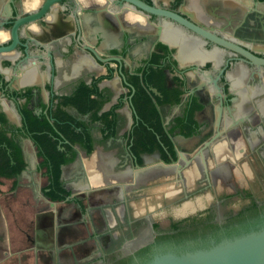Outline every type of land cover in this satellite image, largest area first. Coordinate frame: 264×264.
Returning <instances> with one entry per match:
<instances>
[{
  "label": "flooded vegetation",
  "instance_id": "af4514ba",
  "mask_svg": "<svg viewBox=\"0 0 264 264\" xmlns=\"http://www.w3.org/2000/svg\"><path fill=\"white\" fill-rule=\"evenodd\" d=\"M47 1L0 0V47ZM139 1L162 12L58 0L0 51V264H149L264 225V65L231 46L264 57V0Z\"/></svg>",
  "mask_w": 264,
  "mask_h": 264
},
{
  "label": "water",
  "instance_id": "95a60500",
  "mask_svg": "<svg viewBox=\"0 0 264 264\" xmlns=\"http://www.w3.org/2000/svg\"><path fill=\"white\" fill-rule=\"evenodd\" d=\"M58 0H48L42 7L41 11L36 14H29L19 19L13 27V42L8 46L0 47V51H11L18 43V27L22 23H28L39 19L46 12L48 6ZM142 8L153 13L162 11L147 5L139 0H132ZM185 24L198 30L199 32L218 40L220 43L229 46L227 43L217 39L213 35L201 30L191 22L173 15ZM234 50L240 51L247 58H250L257 64L264 65V57H258L247 49L231 45ZM230 46V47H231ZM149 264H264V225L257 230H252L238 236L225 238L222 241L208 247L182 253L166 252L155 256Z\"/></svg>",
  "mask_w": 264,
  "mask_h": 264
},
{
  "label": "rangeland",
  "instance_id": "374dc122",
  "mask_svg": "<svg viewBox=\"0 0 264 264\" xmlns=\"http://www.w3.org/2000/svg\"><path fill=\"white\" fill-rule=\"evenodd\" d=\"M171 186H173V183L170 181L169 183H166L161 187L150 188L148 204L152 207L154 206L155 209L159 208V205L162 206V208L163 207L166 208V205L171 204L172 201L175 199V194H172L171 192L173 189ZM252 187H254V190L257 191V193L260 196L262 197L264 196V182L263 181L259 183H253ZM163 211L168 212L164 209Z\"/></svg>",
  "mask_w": 264,
  "mask_h": 264
},
{
  "label": "bare ground",
  "instance_id": "6f19581e",
  "mask_svg": "<svg viewBox=\"0 0 264 264\" xmlns=\"http://www.w3.org/2000/svg\"><path fill=\"white\" fill-rule=\"evenodd\" d=\"M145 176V175H144Z\"/></svg>",
  "mask_w": 264,
  "mask_h": 264
}]
</instances>
